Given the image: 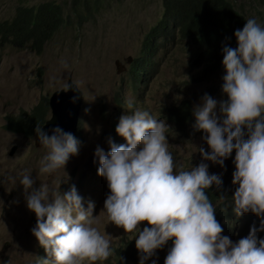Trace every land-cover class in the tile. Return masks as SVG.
Returning <instances> with one entry per match:
<instances>
[{"label":"clouds","instance_id":"9594fccd","mask_svg":"<svg viewBox=\"0 0 264 264\" xmlns=\"http://www.w3.org/2000/svg\"><path fill=\"white\" fill-rule=\"evenodd\" d=\"M234 37L235 48L222 47L221 91L227 99L217 101L205 94L193 108V127L206 133L202 139L208 146L207 151L196 147L202 158L197 166L176 170L166 135L170 128L163 119L139 109L126 115L121 109L112 113L122 116L109 130L116 127L126 143L117 145L109 139L107 153L97 146L93 155L99 167L97 163L88 169L107 181L110 194L104 211L109 221L124 233L137 232L135 240L127 239L126 250L111 247V236L92 226L94 203L89 201L85 209L75 186L61 195L60 183L55 189L43 183L33 188L31 172L20 174L26 206L36 217L32 235L47 254L40 264H107L113 258V264H264V239L257 238L264 231V27L249 18ZM69 87L65 85L66 90ZM127 108L133 109L131 100ZM77 131L78 123L74 135L59 126L51 129V135L36 127L34 136L48 150L41 173L64 168L70 155L78 154ZM233 152L231 182L238 185L231 195L234 215L224 219L220 215L217 221L215 214L220 212L206 189L215 186L219 191L222 178L209 174L203 161L223 168ZM226 196L220 192V201ZM249 212L259 219V227L256 218L248 216L253 225L247 236L236 241L234 226L229 230L221 221ZM142 222L148 226L140 230Z\"/></svg>","mask_w":264,"mask_h":264},{"label":"rangeland","instance_id":"374dc122","mask_svg":"<svg viewBox=\"0 0 264 264\" xmlns=\"http://www.w3.org/2000/svg\"><path fill=\"white\" fill-rule=\"evenodd\" d=\"M229 1L244 6L248 10L244 14L246 19L255 18L264 27V13L254 7V0ZM46 3L61 6L65 22L44 44L40 54L29 46L24 50L0 47V264H40L41 259L47 258L44 248L31 232L36 217L28 210L25 190L19 183L24 170L31 172L33 188H39L43 183L55 189L60 183L59 192L63 195L75 186L85 209L89 201L94 203L93 217L96 218L92 226L111 236V247L123 251L130 244L127 239L135 240L137 232L124 233L122 228L109 221L104 211V201L110 194L106 179L98 172L82 167L97 146L106 153L110 150L109 139L117 145L126 143L116 133V127L109 130L110 126L119 123L122 115L113 117L112 114L119 109L123 115L136 109L149 111L158 120L165 121L170 128L166 135L177 171L188 170L190 165L197 166L201 162L196 147L208 150L202 139L206 133L193 127L192 112L194 106L201 103V98L208 95L213 83L189 82L195 71L187 67V51L182 46L165 44L161 47L159 64L139 86L133 83L129 73L131 63L140 54L145 35L162 16V0H103L99 14L81 25L77 24L74 13L78 1L0 0V22L10 20L18 7L37 8ZM117 65L124 66L119 73ZM69 78L82 94L77 131L79 151L70 155L64 168L41 173V161L48 150L42 145L35 146L34 134L32 138H26L6 127L10 119L28 114L42 99L48 100L53 92L65 89ZM129 100L133 102L131 110L127 108ZM183 100L192 103V125L180 134L169 126L164 110ZM49 117L48 110L46 120ZM203 162L208 165L209 174H219L214 163ZM227 208V205L223 207V213ZM240 220L237 217L228 220L229 230L234 226V236L244 223ZM146 226L147 223L142 222L138 227L143 230ZM123 243L127 245L121 248ZM113 261L114 258L107 264H113Z\"/></svg>","mask_w":264,"mask_h":264},{"label":"trees","instance_id":"16d2710c","mask_svg":"<svg viewBox=\"0 0 264 264\" xmlns=\"http://www.w3.org/2000/svg\"><path fill=\"white\" fill-rule=\"evenodd\" d=\"M76 1L78 3L74 13L78 25L93 20L99 14L103 3V0H74V3ZM162 7L161 18L145 35L140 54L129 67L133 83L139 86L159 64L158 54L161 47L165 44H177L187 51V67L195 71L189 82L214 83L215 87L209 86L208 95L226 100L227 96L221 91L222 77L225 75L222 47L237 46L234 32L243 28L247 21L244 14L248 10L229 0H162ZM254 7L264 13V0H254ZM64 22L63 9L59 5L46 3L37 8L18 7L10 20L0 22V47L12 46L17 50H24L29 46L32 51L40 54L44 44ZM191 105V101L183 100L164 110L169 126L180 134L185 133L192 125ZM47 114L48 100L44 98L28 114L22 113L17 119H10L6 128L22 133L25 137H32L36 127H42L46 122ZM234 156L235 152L224 161L223 168L215 164L222 178L219 191L215 186L206 189L210 201L216 203V211L220 212L215 214L217 221L220 215H223L222 219L229 214L234 215L231 195L238 187L231 182L232 173L235 171ZM220 192L227 195L223 201L219 199ZM226 201L228 208L222 214L221 210ZM248 216L255 217V224L259 227V219L251 212L240 216L244 223L236 234V241L247 236L250 226L253 225L247 220ZM257 238L264 239V231L258 232Z\"/></svg>","mask_w":264,"mask_h":264},{"label":"water","instance_id":"95a60500","mask_svg":"<svg viewBox=\"0 0 264 264\" xmlns=\"http://www.w3.org/2000/svg\"><path fill=\"white\" fill-rule=\"evenodd\" d=\"M131 62V59L128 61ZM123 66L120 65V67H116L117 72H121ZM67 84L70 85V87L66 90L61 89L58 91H55L51 94V96L48 99V107L50 111V117L45 122V124L41 127V129L48 133V135H51V129H53L56 126H59L62 128L65 132L75 134L77 129V123L79 118V112L81 109V103H82V94L81 91L78 90L76 85L69 80L67 81ZM35 145L41 146L39 139L35 137ZM14 150V149H13ZM13 150L10 151V156L13 154ZM98 163V158L93 156H89L86 161L83 164L84 169L91 168L93 166H96Z\"/></svg>","mask_w":264,"mask_h":264},{"label":"bare ground","instance_id":"6f19581e","mask_svg":"<svg viewBox=\"0 0 264 264\" xmlns=\"http://www.w3.org/2000/svg\"><path fill=\"white\" fill-rule=\"evenodd\" d=\"M228 220H231V218L229 217L228 219H225L224 221H221V224H227L228 223Z\"/></svg>","mask_w":264,"mask_h":264}]
</instances>
